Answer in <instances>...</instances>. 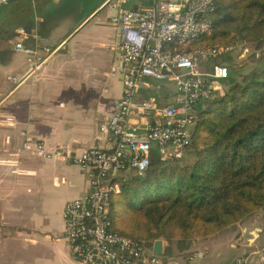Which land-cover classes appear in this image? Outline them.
Masks as SVG:
<instances>
[{"label":"crops","instance_id":"1","mask_svg":"<svg viewBox=\"0 0 264 264\" xmlns=\"http://www.w3.org/2000/svg\"><path fill=\"white\" fill-rule=\"evenodd\" d=\"M104 2L31 0L28 12L25 0H7L0 7V264H83L63 236L62 213L66 202L87 191L90 170L68 157L39 156L36 143L71 155L89 146L113 148L101 125L116 109L122 80L111 72L119 64V36L110 19L115 10ZM62 4L72 5L61 11ZM79 4H87L85 11ZM16 42L37 56L46 47L57 49L31 71ZM224 58L231 66L230 54ZM13 77L24 80L16 85ZM179 95L172 81L152 78L136 93L137 100L152 98L158 108L173 105ZM127 119L142 127L162 115L134 108ZM256 221L249 214L202 241L192 239L186 252L201 254L194 262L172 260L229 264L242 258L245 264H264V226Z\"/></svg>","mask_w":264,"mask_h":264},{"label":"built area","instance_id":"2","mask_svg":"<svg viewBox=\"0 0 264 264\" xmlns=\"http://www.w3.org/2000/svg\"><path fill=\"white\" fill-rule=\"evenodd\" d=\"M136 1L137 3H134ZM7 0H0V7ZM104 6L115 10L112 23L118 29L119 64L111 72H119L122 93L115 111L101 125L113 143L112 149L97 146L83 148L78 154L56 149L48 150L43 142L36 143V153L70 158L89 168L87 191L65 203L63 236L72 255L83 264H177L150 246L119 234L111 227L110 195L120 189L123 172L141 173L156 151L161 160L180 158L189 142L188 129L194 120L192 105L206 98L220 85L214 83L229 75L227 64L215 58L225 56L236 45L192 48L190 42L210 35L209 13L215 0H105ZM15 49L27 54L31 71L39 68L57 49L46 47L44 56L36 50L15 43ZM210 62L207 68L201 64ZM145 78L172 81L180 95L173 105L158 108L154 99L137 100L139 84ZM24 80L12 78L16 85ZM159 110L162 120L139 126L130 123L128 114ZM192 252L188 261L199 259ZM229 264H245L238 258Z\"/></svg>","mask_w":264,"mask_h":264},{"label":"trees","instance_id":"3","mask_svg":"<svg viewBox=\"0 0 264 264\" xmlns=\"http://www.w3.org/2000/svg\"><path fill=\"white\" fill-rule=\"evenodd\" d=\"M210 35L192 48L247 43L256 64L247 73L228 66L221 93L192 105L194 120L180 158L152 156L110 195L111 227L150 246L162 238L163 255L196 237L212 236L264 207V0H215Z\"/></svg>","mask_w":264,"mask_h":264},{"label":"rangeland","instance_id":"4","mask_svg":"<svg viewBox=\"0 0 264 264\" xmlns=\"http://www.w3.org/2000/svg\"><path fill=\"white\" fill-rule=\"evenodd\" d=\"M25 2H26V6H27L28 12L32 11V8H31V5H30L31 0H25ZM134 3H137V2L134 1ZM71 5L72 4H62L63 10H61V11H65L66 9L71 7ZM78 8L82 9L83 11H85V9L87 8V4H79ZM34 10H35V8H34ZM37 10H39V7H37L36 11ZM235 45H236V47L233 50H231L229 52V54H230V57H231V61H232L233 67L236 68V70H237V72L235 74V76H236L240 72L243 73V74L247 73V71L252 66H254L256 64V61H255L254 58H252L249 55V53L254 50L253 47H251L247 43H239V44H235ZM257 52H258V56H261V55L264 54V50H261V49H258ZM225 88H226V84H223V85L220 86V89H218V91L222 93ZM134 172L135 171H133V170H128V171L123 172L122 175H121V177H122L121 179H123V177L127 176L129 173H134ZM121 179H120V181H121ZM251 214H253L254 217L257 218L256 222H259V223H261L264 226V207L261 208L260 210L256 211V212H254V213H251ZM245 218H243V219H245ZM231 226H228V227H231ZM226 228H224V229H226ZM223 230H221L219 232H222ZM197 238H198L199 241H202V240H204L203 238H206V237H196V238H193V239H197ZM158 239L164 240L162 238H158ZM260 240L264 241V227H263V235L261 236ZM190 241H192V239L188 240L186 245L183 246V247H179L178 244L173 242V244H172V253H171L170 256H168V258L170 257L169 259H171V260L174 259V261H176V262L178 261V259H187V257L192 253V252H186L188 247L190 246ZM164 242H165V245H166L167 242L165 240H164ZM196 252H198V251H196Z\"/></svg>","mask_w":264,"mask_h":264},{"label":"water","instance_id":"5","mask_svg":"<svg viewBox=\"0 0 264 264\" xmlns=\"http://www.w3.org/2000/svg\"><path fill=\"white\" fill-rule=\"evenodd\" d=\"M215 62L218 64H228V62L225 60V58L223 56L216 57ZM152 250H153V252H156V253H161L163 251L161 239H156L154 241Z\"/></svg>","mask_w":264,"mask_h":264}]
</instances>
